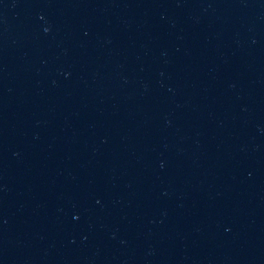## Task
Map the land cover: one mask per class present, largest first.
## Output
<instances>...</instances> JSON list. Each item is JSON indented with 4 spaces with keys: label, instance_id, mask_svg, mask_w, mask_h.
Listing matches in <instances>:
<instances>
[{
    "label": "water",
    "instance_id": "95a60500",
    "mask_svg": "<svg viewBox=\"0 0 264 264\" xmlns=\"http://www.w3.org/2000/svg\"><path fill=\"white\" fill-rule=\"evenodd\" d=\"M0 264H264V0H0Z\"/></svg>",
    "mask_w": 264,
    "mask_h": 264
}]
</instances>
